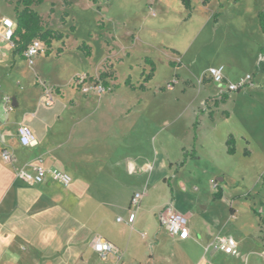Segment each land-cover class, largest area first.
<instances>
[{
    "label": "rangeland",
    "instance_id": "obj_1",
    "mask_svg": "<svg viewBox=\"0 0 264 264\" xmlns=\"http://www.w3.org/2000/svg\"><path fill=\"white\" fill-rule=\"evenodd\" d=\"M96 1L91 8L88 0H47L32 7L44 28L65 37L33 65L10 46H0V133L14 135L20 125L55 121L64 113L70 127L66 147L94 149L92 158L105 166L119 152L159 157L172 167L170 175L182 154L194 148L198 160H189L182 172L186 181L174 184L187 208L184 217L195 234L236 239L238 255L204 259L192 240L180 243L158 229L162 247L148 255L154 257L151 264H191L200 255L192 264H264V73L257 71L264 63V38L256 21L264 0H208L205 5L192 0L189 18L177 0H113L111 6ZM144 2L161 7L162 16L151 17L154 7L146 4L144 19ZM16 3L0 0V21L15 19L16 9L21 10ZM82 43L90 48L88 59L78 51ZM145 58L155 64L154 78L145 92L131 91L123 83L129 77L134 87L142 84L150 71ZM210 68H222L229 81L251 76L252 82L226 94L222 103L207 78ZM103 72L110 76L107 90L99 80ZM48 98L51 107L45 104ZM230 134L236 153L228 157ZM66 158L67 164L71 157ZM219 189L222 199L213 202ZM145 219L136 233L140 243L141 233L150 237L155 226ZM148 258L140 248L133 260L145 264Z\"/></svg>",
    "mask_w": 264,
    "mask_h": 264
},
{
    "label": "crops",
    "instance_id": "obj_2",
    "mask_svg": "<svg viewBox=\"0 0 264 264\" xmlns=\"http://www.w3.org/2000/svg\"><path fill=\"white\" fill-rule=\"evenodd\" d=\"M105 1H109L110 6L113 2ZM177 1L182 7L180 1ZM88 3L91 8L97 1L93 3L88 0ZM146 4L154 7L155 16L151 17L162 16L161 7L152 2H144V19L148 17L144 16ZM182 9L184 10L183 7ZM190 14L187 13V18ZM111 18L118 20L122 17ZM11 20L15 22V19ZM261 35L264 38L262 32ZM6 45L8 44L0 39V46ZM223 74L227 79L224 72ZM235 81L237 79L230 82ZM212 84L216 88L213 82ZM63 114L55 121H30L31 126L27 127L37 141V145L30 149L19 146L16 133L13 135L7 130L0 133V264H114L112 256L102 259L94 251L93 245L99 239L116 247L120 253L118 264H139L133 258L140 253V248L147 258L150 253L155 255L154 252L162 247L159 240L161 232L158 229L163 230L166 235V230L158 220L163 209L171 206L183 216L187 210L181 203L174 184L180 185L186 181L182 172L186 165L198 160L195 149L192 148L189 154H182L181 161L183 155L188 156L186 164L178 170L177 166L181 161L175 164L171 175L172 167L165 166L159 157L149 160L140 155H124L123 152L116 153L111 164L105 166L92 158L94 149L66 147L70 127ZM197 126L195 121L192 125L193 144L197 141ZM2 150L8 151L12 157L11 162L1 158ZM192 153L194 158L190 156ZM66 157H71L67 164L65 160L69 159ZM36 166L67 173L72 179L71 185L63 188L48 180L41 185L30 186L16 176L18 170L32 171ZM136 192H141L142 198L139 208L133 211L130 199ZM212 201L217 202L213 198ZM146 217L151 218L155 226L152 236L149 237L147 232L141 233L140 243V236L136 233H140ZM118 219L121 220L118 222ZM187 229L188 238L178 239L177 242L192 240L200 246L204 259H213L218 255L229 257L219 252L206 254L204 246L212 238L195 234L193 226H188V222ZM237 245L239 251L238 242ZM153 259L148 258L145 264H151Z\"/></svg>",
    "mask_w": 264,
    "mask_h": 264
},
{
    "label": "built area",
    "instance_id": "obj_3",
    "mask_svg": "<svg viewBox=\"0 0 264 264\" xmlns=\"http://www.w3.org/2000/svg\"><path fill=\"white\" fill-rule=\"evenodd\" d=\"M0 28L2 29L0 33L1 41L6 42L13 48L11 39L16 28L15 22L11 19L4 18L0 21ZM45 52V45L39 40H34L28 45L23 54L24 61L28 65H33L36 59ZM207 77L215 84L221 95L236 93L252 82L251 76H245L244 79L239 82H230L224 77L222 68H210L207 72ZM45 104L51 107L53 105L52 98H48ZM16 137L21 148L30 149L37 145L36 138L27 126H19L16 130ZM1 158L6 162L12 161V157L7 150H2ZM16 176L30 186L41 185L48 180L58 183L63 188H68L72 183V179L67 173L59 169H45L41 166L34 167L32 171L20 169L16 172ZM141 198V192H136L132 195L130 199V208L133 211L139 208ZM120 220L121 219H118V222ZM158 220L160 225L172 237L180 240L188 238L187 219L182 214L169 208L165 213L160 214ZM93 249L102 259L112 256L115 259L114 264H118L120 253L113 244L99 239L94 243ZM204 251L206 254L219 252L229 257H236L238 255V245L231 236H217L206 243Z\"/></svg>",
    "mask_w": 264,
    "mask_h": 264
},
{
    "label": "trees",
    "instance_id": "obj_4",
    "mask_svg": "<svg viewBox=\"0 0 264 264\" xmlns=\"http://www.w3.org/2000/svg\"><path fill=\"white\" fill-rule=\"evenodd\" d=\"M46 0H17V7H21V10L16 9L15 11V31L11 42L13 44V54L18 58L24 60L23 54L28 47V45L34 41L39 40L41 41L46 47V55H50L51 53V46L53 42H60L64 39V35L60 32L49 30L44 28L42 24V19L40 15L35 12L32 7L42 5ZM95 3V0H90ZM184 10L188 13V15L192 11V0H179ZM208 0H203V5ZM217 19V15L214 16V21ZM257 21L258 26L264 36V7L263 9L257 14ZM80 52H83L86 58L90 57V48L82 43L80 47H78ZM60 52V51H58ZM261 53H264V46L261 48ZM144 63L150 67L149 73L143 76V82L137 88L134 87L133 84L130 82V78H127L124 82V85L131 90H140L141 92L146 91L145 85L148 84L154 77L156 68L155 64L150 60V58H145ZM172 67H174L172 65ZM257 71L259 73H264V63H259L257 67ZM109 75L107 73H100L99 80L101 81L102 89H108L107 79H109ZM161 91H164L162 88ZM228 97L226 94H222L221 99L219 102L225 103ZM218 103H215V106ZM196 128V124H194V131ZM195 140V137H194ZM226 154L228 156H233L236 152L235 150V139L232 135H229L226 142ZM194 158V153L190 155ZM188 159L187 155H183V160L178 164L177 170L182 168ZM213 200L219 201L222 198V191L219 189L215 194H213ZM252 213L255 216H258L255 210H252ZM264 234V233H263ZM264 241V236L262 238Z\"/></svg>",
    "mask_w": 264,
    "mask_h": 264
}]
</instances>
